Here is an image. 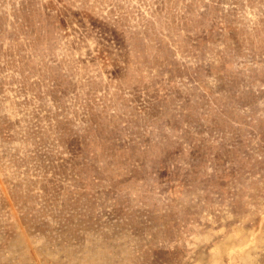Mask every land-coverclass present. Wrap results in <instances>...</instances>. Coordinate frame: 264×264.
Returning a JSON list of instances; mask_svg holds the SVG:
<instances>
[{
    "label": "rangeland",
    "instance_id": "1",
    "mask_svg": "<svg viewBox=\"0 0 264 264\" xmlns=\"http://www.w3.org/2000/svg\"><path fill=\"white\" fill-rule=\"evenodd\" d=\"M0 264H264V0H0Z\"/></svg>",
    "mask_w": 264,
    "mask_h": 264
}]
</instances>
